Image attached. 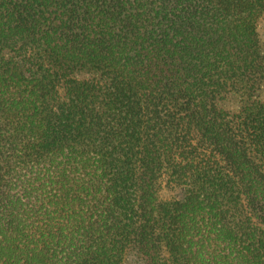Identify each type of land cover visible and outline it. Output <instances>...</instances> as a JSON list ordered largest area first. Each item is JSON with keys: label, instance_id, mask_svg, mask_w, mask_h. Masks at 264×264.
I'll return each mask as SVG.
<instances>
[{"label": "trees", "instance_id": "trees-1", "mask_svg": "<svg viewBox=\"0 0 264 264\" xmlns=\"http://www.w3.org/2000/svg\"><path fill=\"white\" fill-rule=\"evenodd\" d=\"M262 21L0 0V264H264Z\"/></svg>", "mask_w": 264, "mask_h": 264}, {"label": "rangeland", "instance_id": "rangeland-1", "mask_svg": "<svg viewBox=\"0 0 264 264\" xmlns=\"http://www.w3.org/2000/svg\"><path fill=\"white\" fill-rule=\"evenodd\" d=\"M260 36L264 40V21L261 22V26H260ZM165 190H167V189H164V196H166V195H173L174 194L173 191H169V190L165 191Z\"/></svg>", "mask_w": 264, "mask_h": 264}]
</instances>
